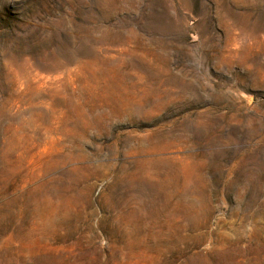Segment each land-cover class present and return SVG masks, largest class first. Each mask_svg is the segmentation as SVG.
Here are the masks:
<instances>
[{"label":"rangeland","instance_id":"obj_1","mask_svg":"<svg viewBox=\"0 0 264 264\" xmlns=\"http://www.w3.org/2000/svg\"><path fill=\"white\" fill-rule=\"evenodd\" d=\"M0 264H264V0H0Z\"/></svg>","mask_w":264,"mask_h":264}]
</instances>
